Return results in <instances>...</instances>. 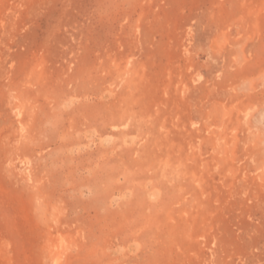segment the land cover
I'll use <instances>...</instances> for the list:
<instances>
[{
  "label": "rangeland",
  "instance_id": "obj_1",
  "mask_svg": "<svg viewBox=\"0 0 264 264\" xmlns=\"http://www.w3.org/2000/svg\"><path fill=\"white\" fill-rule=\"evenodd\" d=\"M57 263L264 264V0H0V264Z\"/></svg>",
  "mask_w": 264,
  "mask_h": 264
},
{
  "label": "bare ground",
  "instance_id": "obj_2",
  "mask_svg": "<svg viewBox=\"0 0 264 264\" xmlns=\"http://www.w3.org/2000/svg\"><path fill=\"white\" fill-rule=\"evenodd\" d=\"M60 262V261H59ZM58 264V263H57Z\"/></svg>",
  "mask_w": 264,
  "mask_h": 264
}]
</instances>
